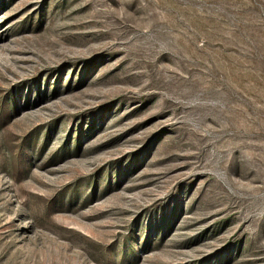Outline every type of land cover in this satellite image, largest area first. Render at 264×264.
<instances>
[{
    "label": "rangeland",
    "instance_id": "obj_1",
    "mask_svg": "<svg viewBox=\"0 0 264 264\" xmlns=\"http://www.w3.org/2000/svg\"><path fill=\"white\" fill-rule=\"evenodd\" d=\"M0 264H264V0H0Z\"/></svg>",
    "mask_w": 264,
    "mask_h": 264
}]
</instances>
